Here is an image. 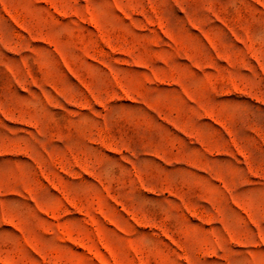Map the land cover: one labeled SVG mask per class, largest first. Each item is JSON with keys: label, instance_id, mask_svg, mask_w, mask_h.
Returning a JSON list of instances; mask_svg holds the SVG:
<instances>
[{"label": "rangeland", "instance_id": "1", "mask_svg": "<svg viewBox=\"0 0 264 264\" xmlns=\"http://www.w3.org/2000/svg\"><path fill=\"white\" fill-rule=\"evenodd\" d=\"M0 264H264V0H0Z\"/></svg>", "mask_w": 264, "mask_h": 264}]
</instances>
